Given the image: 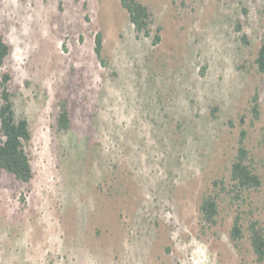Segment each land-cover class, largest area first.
<instances>
[{"label":"rangeland","instance_id":"374dc122","mask_svg":"<svg viewBox=\"0 0 264 264\" xmlns=\"http://www.w3.org/2000/svg\"><path fill=\"white\" fill-rule=\"evenodd\" d=\"M141 1L151 37L120 0H0V80L13 76L34 170L30 183L0 176V264H259L248 227L264 230V0ZM63 98L72 124L60 132ZM242 129L263 185L236 200L214 181L230 184ZM210 194L215 226L200 210Z\"/></svg>","mask_w":264,"mask_h":264},{"label":"trees","instance_id":"16d2710c","mask_svg":"<svg viewBox=\"0 0 264 264\" xmlns=\"http://www.w3.org/2000/svg\"><path fill=\"white\" fill-rule=\"evenodd\" d=\"M120 2L128 11L130 21L134 25L137 35L151 37L152 28L155 24V15L152 9L141 0H120ZM242 27V23L239 22L237 30L241 32ZM162 31L163 27L158 26L153 37L154 45L161 43ZM241 38L244 43L250 44L245 35H242ZM103 50L104 36L102 33H98L95 53L98 60L106 64ZM10 53L11 46L0 31V70L4 68ZM255 64L258 71L264 74V42L258 51ZM12 80L13 76L9 71H2L0 80V176L6 172L13 175L19 182L30 183L34 178V170L27 151V145L32 139V132L27 118H17L14 102L17 91L12 89ZM252 102L250 111L252 123L254 124L262 117L258 93L254 95ZM59 108L58 130L60 132L67 131L71 128L72 124L68 99H61ZM247 136L248 132L242 129L238 152L231 168L230 184L227 185L224 180L214 181L215 186H219L222 192L228 193L236 200H240L246 192L258 190L263 185V180L254 167L251 152L246 146ZM262 144L264 145V137ZM219 199V194H210L203 198L200 210L202 218L207 225L215 226L218 224L220 213ZM248 229L256 260L259 264H264V230L260 227L259 221H252ZM231 237L234 241L244 238V226L240 214L235 217Z\"/></svg>","mask_w":264,"mask_h":264}]
</instances>
